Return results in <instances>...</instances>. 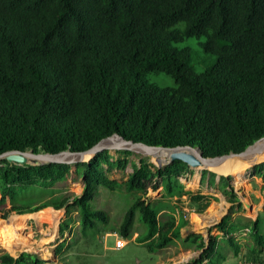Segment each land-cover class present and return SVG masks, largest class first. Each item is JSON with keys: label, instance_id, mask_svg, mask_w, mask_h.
<instances>
[{"label": "trees", "instance_id": "1", "mask_svg": "<svg viewBox=\"0 0 264 264\" xmlns=\"http://www.w3.org/2000/svg\"><path fill=\"white\" fill-rule=\"evenodd\" d=\"M153 75L173 84L158 85ZM115 133L149 146H200L210 158L242 152L263 137L264 0H0V154L80 152ZM127 163L108 149L76 163L85 186L74 194L67 193L71 164L2 160L0 219L52 207L66 208L72 220L77 210L86 236L110 223L94 201L99 189H125L132 198L115 233L131 239L139 220L144 229L135 239L152 252L173 241L200 249L203 235L182 237L186 223L177 222L172 205L184 192L180 177L189 165L174 160L153 170L143 159L124 182L108 175ZM252 169L264 180V161ZM156 180L162 199L146 203ZM228 180L221 177L223 188ZM226 194L238 201L234 189ZM190 198L208 201L201 194ZM162 209L171 210L164 221ZM243 218L228 215L216 228L238 254L234 233L251 226L261 253V218L242 224ZM216 240L210 236L195 264L205 257L206 264H222V252L211 260ZM41 262L26 251L0 254V264Z\"/></svg>", "mask_w": 264, "mask_h": 264}, {"label": "rangeland", "instance_id": "2", "mask_svg": "<svg viewBox=\"0 0 264 264\" xmlns=\"http://www.w3.org/2000/svg\"><path fill=\"white\" fill-rule=\"evenodd\" d=\"M150 78L161 86L173 84V80L169 79V77L167 78L165 75H153ZM167 79L170 80L169 83H165ZM118 141V145H113L106 149L110 151L114 159L126 158L128 163L124 169L115 167L108 171V175L112 179L120 182L126 181L129 173H132L134 170L133 164L140 166L143 159L152 166L153 170L169 164V161L166 162L168 157H170L168 155L154 152L156 150L144 151L138 145L131 150L124 140L118 137ZM92 156L93 153L85 152L76 156V159L79 162H83L80 160H89ZM217 157L213 158L216 160L218 159ZM75 164H71L73 167L67 176V193L81 194L85 186V178L76 172ZM252 167H247L244 175L239 177L235 176L233 172L228 174L219 173L216 169L201 165L199 168L190 167L184 177H180V181L185 185V190L172 198V203L174 201L172 205L178 207V211L175 213L176 219L181 220V217H183L186 223L181 229L182 237L185 238L189 234L203 235L204 239L201 241L202 247L200 249H196L194 245L189 244V246H185L182 242L173 241L168 246L152 252L148 249L146 243H140L135 239L138 233H141L144 229L143 224L139 220H136L134 234L131 239H128L123 247L116 248V240L119 238V234L116 233L115 235L114 231L118 228L132 196H129V193L125 189L122 192H116L100 188L94 201L99 208L109 212L110 223L107 227L101 224V229L97 233L90 231L86 236L81 235L79 213L77 210L71 212V220L67 217L66 208L60 209L62 210V216L58 223H55L51 212L59 210H50L52 207H49L29 214L27 218L29 227L25 231H21L24 241L32 246V248L24 247L16 252H12L1 247L0 240V254L7 251L16 256L22 251H31L36 253L40 259L62 261L63 264H195L194 261L196 259L202 258L203 251L209 246L210 236L213 235L217 236L216 248L218 247V252L216 256H211V260L216 262L217 257L218 259L221 258L219 253L222 252L224 254L222 264H234V256L238 254L234 253L233 246L226 242L227 239L223 236V233L219 232L216 225L220 224L228 215H231V218L243 216L244 218L241 223L247 224L250 218H256L257 216L256 210H252L250 202V200H254L259 204V217L261 218L264 232V205H260L264 201L262 193L264 180L255 175ZM222 176L229 178V186L223 188L226 183L225 181L221 182ZM162 186L161 181L156 180L154 182L147 194L143 196L146 203L155 204L157 200L162 199L160 194ZM230 189H234L238 201L231 202L229 200L230 195L226 193ZM253 189H261L259 191L260 197L254 195ZM203 190L211 192L209 194L210 198L205 205H199L190 201L188 194H199ZM182 196H187L188 199H182ZM215 207L218 208V211L214 210ZM170 211L162 209L159 213L160 221L166 220ZM13 215L4 220L8 221ZM65 225H67L65 230L60 231V228L62 229V226L64 227ZM246 229L249 228L244 227L235 232L234 238L237 242H241H238L241 246L239 250H245V253L250 255L252 234L250 231H246ZM2 230L4 231V227ZM55 232H57L56 236L51 238ZM106 232H111V234L108 236ZM70 235H73L72 239ZM70 246L73 248H70ZM52 255L53 257H51ZM262 258L264 260V254ZM209 260L210 257L208 259L205 257L203 264H206Z\"/></svg>", "mask_w": 264, "mask_h": 264}, {"label": "bare ground", "instance_id": "3", "mask_svg": "<svg viewBox=\"0 0 264 264\" xmlns=\"http://www.w3.org/2000/svg\"><path fill=\"white\" fill-rule=\"evenodd\" d=\"M121 139V138H119ZM118 137L109 138L106 142V148L112 147L113 145H118ZM138 147L143 148L144 151L156 150L161 155L170 156L169 151L163 149H150L144 145H138ZM136 148V146L134 147ZM196 153V151H194ZM92 153V152H91ZM94 154V153H93ZM156 154V153H155ZM63 156L58 155L54 158ZM13 157L17 160H26L33 159L29 156L24 155H13ZM72 161H77L76 157H73ZM264 161V139L258 142L256 145L251 147L246 153L240 155H230L223 158L208 160V166L212 169H216L219 171H224L225 174L234 173L235 176H243L244 170L247 167L254 165L257 162ZM245 168V169H244ZM236 169V170H235ZM235 170V171H234ZM243 170V171H242ZM237 178V177H236ZM54 218V222L58 223L59 219L62 216V210L51 212ZM26 215H14L12 218L7 220H0V224L4 227V231L2 230V238H1V247L6 248L9 251L16 252L21 248H32L26 241H24L22 230L26 227L25 222ZM57 232H55L51 238L56 236ZM47 241V240H46ZM35 251V250H34ZM53 257V255L51 256ZM57 262V261H56Z\"/></svg>", "mask_w": 264, "mask_h": 264}, {"label": "water", "instance_id": "4", "mask_svg": "<svg viewBox=\"0 0 264 264\" xmlns=\"http://www.w3.org/2000/svg\"><path fill=\"white\" fill-rule=\"evenodd\" d=\"M112 137H119L122 140H124L128 145L129 149L133 150L136 145H144L150 149H163L167 150L170 153V157L166 160V162L169 161V164L172 163L174 160H181L185 162L189 167L192 168H199L201 165H204L205 167H208V160L215 159V158H210L206 157L204 155V151L200 146H192L189 144L186 145H178V146H149L143 143H135L131 140H127L124 136L115 133L111 136H108L101 141H99L97 144H95L93 147L80 151V152H73L69 150L62 151L58 154H50V153H35L33 151H19V150H13V151H8L0 154V161L2 160H7L9 162L15 163V164H31V165H43V164H49V163H67V164H73V163H78L79 161H72L73 157L78 156L82 153L85 152H92L94 153L93 156L89 160H80L83 162H89L98 152L106 149V142L109 138ZM262 139H264V136L257 139L254 141V143L250 144L247 146L242 152L239 153H230V154H223L218 156L217 158H223L226 156L230 155H240L243 153H246L251 147L256 145L258 142H260ZM196 151V153L194 152ZM63 155L61 157L54 158L58 155ZM13 155H24V156H29L33 159H26L24 161L22 160H17L13 157ZM263 162V161H261ZM260 162L255 163L254 165L258 164ZM252 165V166H254ZM161 168V166L159 167Z\"/></svg>", "mask_w": 264, "mask_h": 264}, {"label": "crops", "instance_id": "5", "mask_svg": "<svg viewBox=\"0 0 264 264\" xmlns=\"http://www.w3.org/2000/svg\"><path fill=\"white\" fill-rule=\"evenodd\" d=\"M245 171V170H244ZM218 172L219 173H225L224 171H219L218 170ZM185 190V189H184ZM261 189H253L252 191H253V193H254V195L256 196V197H260V194H259V191H260ZM262 193H263V195H264V189H263V191H262ZM188 194V193H187ZM199 194H201V195H204V196H207L208 197V200H209V198H210V195L209 194H211V192H208V190H203L202 192H199ZM160 195V194H159ZM191 195H193V194H188V196H189V199H190V201H192L191 200V198H190V196ZM188 199V197L187 196H182V199ZM264 198V197H263ZM0 199H1V195H0ZM208 202V201H207ZM250 202H251V207H252V210H256V213H257V216L259 217V207H258V203H256L254 200H250ZM196 204H199V205H205V204H202L201 202H195ZM172 204H174V201H173V203ZM264 205V201L262 202V203H260V205ZM175 206V205H174ZM214 210H216V211H218V208H214ZM42 211V210H41ZM29 214H32V213H27V214H19V215H26L27 217H25V222H26V228L24 229V231L26 230V229H28V227H29V222H28V215ZM17 215V214H16ZM14 216V215H13ZM256 216V218L255 217H252V218H250V220H256L258 217ZM260 216H261V214H260ZM1 219H3V218H1ZM180 220H177V222H179ZM44 230H45V228H44ZM60 231H64V230H62L61 228H60ZM45 232V231H44ZM107 234H108V236L111 234V232H107ZM74 235V234H73ZM73 235H70L71 236V239H72V236ZM115 235H116V233H115ZM119 236V235H118ZM117 236V237H118ZM45 237V236H44ZM76 237H78V236H76ZM136 238V237H135ZM119 240H121V241H123V244L125 245V243L128 241V240H123L122 238H120V236H119V238L116 240V243H117V241H119ZM252 240V243L250 244V255H248V254H246L245 252V250L243 251H240L239 253H238V255L237 256H234L235 257V262H234V264L235 263H239L240 261H246V264H252V263H255V262H257V261H264L263 260V258L262 259H260V257H262L263 256V254H264V250L260 253V251L258 250V248L256 247V244H254L253 243V239H251ZM226 242H228L227 240H226ZM239 242V241H238ZM239 243H241V242H239ZM72 245V244H71ZM123 245V246H124ZM73 246V245H72ZM122 246V247H123ZM70 248H73V247H71L70 246ZM70 248H69V250H70ZM116 248H118L117 246H116ZM23 252V251H22ZM26 252H30V253H33V252H31V251H26ZM21 253V252H20ZM13 256H15V255H13ZM18 255H16L15 257H17ZM55 264H63V262L62 261H57L56 262V260H52Z\"/></svg>", "mask_w": 264, "mask_h": 264}, {"label": "built area", "instance_id": "6", "mask_svg": "<svg viewBox=\"0 0 264 264\" xmlns=\"http://www.w3.org/2000/svg\"><path fill=\"white\" fill-rule=\"evenodd\" d=\"M246 231H250L252 232L251 229H246ZM124 244H123V241L119 240L117 241L116 243V246L118 248L122 247ZM41 263L40 264H55L53 261H49V260H44V259H41ZM31 264H36V263H31ZM238 264H246V261H240ZM252 264H264V261H257L255 263H252Z\"/></svg>", "mask_w": 264, "mask_h": 264}]
</instances>
